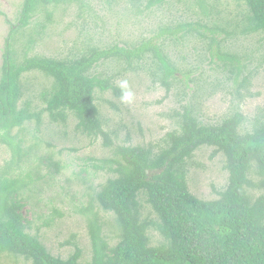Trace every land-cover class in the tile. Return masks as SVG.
I'll use <instances>...</instances> for the list:
<instances>
[{
  "label": "trees",
  "instance_id": "obj_1",
  "mask_svg": "<svg viewBox=\"0 0 264 264\" xmlns=\"http://www.w3.org/2000/svg\"><path fill=\"white\" fill-rule=\"evenodd\" d=\"M241 1L245 13L240 17L243 25L239 27V35H264V0ZM83 2L24 0L19 26L11 33L21 32L39 12H44L46 21L50 22L48 7ZM166 2L147 0L145 8ZM197 4L203 9L202 1L197 0ZM237 30L238 27L234 31L214 28L210 32L214 35L220 31L230 37ZM193 33L203 37L191 26L178 25L174 29L163 28L156 37L144 38L129 48L92 46L79 51L77 57L64 59L29 57L24 51L21 60L13 49L15 35H9L0 69V145L11 152L9 161L0 169V259L10 255L30 264H264V193L252 195L264 190V122L257 121L249 132H241L244 117L238 110L210 126L202 125L195 111L184 108L174 115L177 129L168 132L160 144L146 146L115 145L103 129L97 94L110 92L119 98L120 89L114 80L124 72L137 71V64L145 60H150L156 68L155 73L151 71L153 83H159L168 94L179 71L165 53L159 37L182 42ZM215 37L207 40L209 49L214 45L217 48V52H207L209 61L216 57L228 67L227 72L238 86L247 88L255 73L236 56L222 52L221 42ZM27 38L29 46L36 41L32 35ZM110 61L118 65L114 75L92 73L98 65ZM190 71L184 73L183 87H187V81L192 82ZM33 72L50 81L39 94L43 104L39 111L32 110L28 101L19 107L24 93L21 78ZM42 113L47 114L51 123L63 125L68 115H72L77 132L93 139L101 137L103 147L111 149L110 157L100 159L101 165L94 164L93 168L111 174L99 186L95 200L103 212L114 217L116 243L111 246L107 242L99 213L90 204L84 209L91 250L88 262L81 261V251L76 246L66 259L48 253L35 236L26 232L20 214L17 197L23 188L29 187L32 173L18 175L20 178L13 174L27 152L22 149L23 140L11 133L33 120L39 126ZM202 147L213 149L211 157L221 154L228 173L226 187L211 201L198 199L187 185L186 162ZM52 166L58 170V162ZM140 194L150 209L144 219L138 201ZM149 229L162 238L159 245L150 244Z\"/></svg>",
  "mask_w": 264,
  "mask_h": 264
},
{
  "label": "rangeland",
  "instance_id": "obj_2",
  "mask_svg": "<svg viewBox=\"0 0 264 264\" xmlns=\"http://www.w3.org/2000/svg\"><path fill=\"white\" fill-rule=\"evenodd\" d=\"M23 1L0 0V69L6 42L9 35H13L11 30L19 26ZM198 1H202L203 9L199 8L197 0H167L150 9L145 8L147 0H84L82 5L48 7L51 21H46L44 12H39L25 29L14 33L13 49L19 60L24 51L29 57L64 59L77 57L79 51L92 46L129 48L144 38L156 37L163 28L191 26L203 37L193 33L182 42L159 37L165 53L179 71L168 94L159 83H153L151 71L155 73L156 68L150 60L137 64V71L124 72L114 80L117 87L121 80L129 82L135 94L132 104L121 103L120 98L110 92L97 94L104 131L111 135L115 145L160 144L168 132L177 129L174 115L190 108L202 125L210 126L238 110L244 117L241 132H249L255 122H264V35H239V27L243 25L240 17L245 13L241 0ZM236 27V35L230 37L220 31H215L214 35L210 32L214 28L234 31ZM28 35L36 39L31 46ZM212 36L221 42L222 52L236 56L255 73L247 88L239 87L227 72L228 67L216 57L209 61L207 52H217L215 45L209 49L207 40ZM117 69L118 65L110 61L101 63L92 73L114 75ZM188 70H191L192 82L187 81V87H183L184 73ZM21 83L24 93L19 107L28 101L32 110H41L39 94L50 81L33 72L23 75ZM40 121L39 126L33 120L20 129L14 128L11 133L23 140L22 149L27 152L13 174L20 178L27 172L32 173L29 187L23 188L17 197L26 232L35 236L54 257L66 259L76 246L81 251V261L88 262L91 250L84 209L90 204L92 210L99 213L103 236L111 246L116 243L114 217L103 212L95 200L99 186L111 174L93 168L94 164L101 165L100 159L110 157L111 149L103 147L101 137L93 139L77 132L72 115H68L65 125L51 123L46 113H42ZM212 152L213 149L202 147L186 162L189 192L204 201L217 199L228 178L224 157L221 154L211 157ZM10 156V150L0 145V169ZM55 162H58V170L52 166ZM260 193L264 190L252 195ZM138 201L144 219L150 209L142 194ZM148 236L152 246L162 242L154 229H149ZM0 264L30 263L21 257L5 255Z\"/></svg>",
  "mask_w": 264,
  "mask_h": 264
},
{
  "label": "clouds",
  "instance_id": "obj_3",
  "mask_svg": "<svg viewBox=\"0 0 264 264\" xmlns=\"http://www.w3.org/2000/svg\"><path fill=\"white\" fill-rule=\"evenodd\" d=\"M120 89V101L124 104H132L135 99V94L131 90L129 82L127 80H121L118 85Z\"/></svg>",
  "mask_w": 264,
  "mask_h": 264
}]
</instances>
